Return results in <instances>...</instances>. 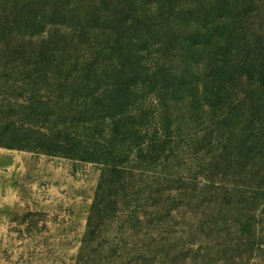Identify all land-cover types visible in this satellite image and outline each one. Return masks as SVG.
I'll use <instances>...</instances> for the list:
<instances>
[{
	"label": "trees",
	"instance_id": "1",
	"mask_svg": "<svg viewBox=\"0 0 264 264\" xmlns=\"http://www.w3.org/2000/svg\"><path fill=\"white\" fill-rule=\"evenodd\" d=\"M151 4L158 15L181 14L185 35L169 25L172 37L151 44L161 24L144 13ZM0 47V66L28 93L14 107L30 117L3 123L0 146L95 162L111 173H125L136 156L142 166L135 184L123 185L119 209H127L128 226L146 228L132 243L147 261L174 264V211L189 215L199 202L192 245L205 252L200 264L220 255L264 261V244L253 239L264 230L254 210L264 192L253 191L264 179V0H0ZM156 52L163 68L147 64ZM156 90L164 104H147ZM185 117L206 120L201 129L188 126L186 148L171 130ZM169 162L190 172L150 168ZM129 229L122 235L133 236ZM127 243L107 264L134 251Z\"/></svg>",
	"mask_w": 264,
	"mask_h": 264
},
{
	"label": "rangeland",
	"instance_id": "2",
	"mask_svg": "<svg viewBox=\"0 0 264 264\" xmlns=\"http://www.w3.org/2000/svg\"><path fill=\"white\" fill-rule=\"evenodd\" d=\"M144 13L156 17L161 23H157L158 34L151 44L172 37L167 26H172L171 30L176 32L178 38H182L186 31L179 23L189 25L187 21L181 22L182 16L179 13L158 15L155 4L147 6ZM140 16H137L138 20L142 19ZM146 20L147 18L142 22ZM147 23L152 26L150 22ZM153 48L157 50V47ZM160 50V57L164 58V51ZM147 57H152V61L147 64L155 63L156 68H163L159 62H153L155 58H159V53ZM157 92L156 90L146 97L147 104H164L161 93ZM27 97L28 93L17 89L16 75L4 71L0 66V126L6 121L23 119L26 122L30 119L21 107H14L15 104L27 101ZM204 119H177L174 123L171 122L172 133L176 134L177 140L184 138L187 141L188 126L201 129L206 121ZM179 123L186 127L181 132V137L178 132ZM179 144L181 147L187 146L182 141ZM187 149L191 153L192 149ZM178 155H182L181 151L177 152ZM132 157L136 162H130L127 165L130 169L124 170L125 173H111L104 165L95 162L68 158L61 154L0 146V264H107L113 250L116 253L118 243L122 242L131 243L134 251L122 256L117 264H159L139 255V247L132 242L136 243L147 230L142 225L128 226L127 209H119L121 204L126 203L122 199L123 185L135 184L134 174L137 175L142 166L137 162L136 156ZM172 164L151 163L150 168L161 171V167H165L166 171L171 167L172 173L177 175L190 172V166L177 167ZM110 181L116 186L113 190ZM253 191L258 195L264 192V179L254 182ZM139 193L141 205L144 192L139 190ZM97 206L102 209L99 214L96 212ZM204 206L201 202L189 205V215L193 220L183 209L174 211L175 219L170 229L176 239L173 244L174 264H200L205 252L192 245V242H196V229L199 225L196 214ZM117 209L120 211H115ZM254 210L261 215L264 226V203L257 204ZM128 228L134 231L133 236L122 235ZM259 229L253 239L264 244V230ZM183 250L185 256L182 257ZM255 257L250 259L251 263L264 264V261ZM232 260L231 257L228 259L220 255L206 264H237Z\"/></svg>",
	"mask_w": 264,
	"mask_h": 264
}]
</instances>
